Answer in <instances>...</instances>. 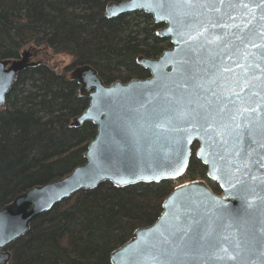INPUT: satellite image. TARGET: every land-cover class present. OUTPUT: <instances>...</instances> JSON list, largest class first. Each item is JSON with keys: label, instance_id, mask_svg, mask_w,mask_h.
<instances>
[{"label": "water", "instance_id": "water-1", "mask_svg": "<svg viewBox=\"0 0 264 264\" xmlns=\"http://www.w3.org/2000/svg\"><path fill=\"white\" fill-rule=\"evenodd\" d=\"M138 11L164 24L157 34L172 47L138 56L146 78L107 84L90 64L71 70L89 99L71 125L92 122L97 134L84 164L0 209V264H10V244L35 218L79 191L179 179L195 142L223 193L204 179L175 186L161 215L116 248L112 263L264 264V0L111 1L105 15ZM32 49L20 58L0 53V107L19 74L42 63Z\"/></svg>", "mask_w": 264, "mask_h": 264}, {"label": "trees", "instance_id": "trees-1", "mask_svg": "<svg viewBox=\"0 0 264 264\" xmlns=\"http://www.w3.org/2000/svg\"><path fill=\"white\" fill-rule=\"evenodd\" d=\"M111 1L123 0H0L2 58H20L28 47L72 57L63 72L45 61L21 72L0 107V209L86 162L98 129L92 122L71 125L89 105L69 76L73 68L90 64L107 84L146 78L149 71L137 57L156 58L172 46L157 34L164 24L151 14L106 17ZM187 176L207 180L216 191L195 155ZM174 185L164 180L118 188L106 181L79 191L35 218L10 244V264H113L111 253L156 221Z\"/></svg>", "mask_w": 264, "mask_h": 264}, {"label": "rangeland", "instance_id": "rangeland-1", "mask_svg": "<svg viewBox=\"0 0 264 264\" xmlns=\"http://www.w3.org/2000/svg\"><path fill=\"white\" fill-rule=\"evenodd\" d=\"M29 48V47H28ZM35 60L39 61H45L49 63L51 66L56 68L59 72H63L65 69V66L70 64L72 61V57L62 53V54H56L53 53L52 51H46L41 50ZM188 179L184 177L183 179H180L178 182H184L187 181Z\"/></svg>", "mask_w": 264, "mask_h": 264}, {"label": "flooded vegetation", "instance_id": "flooded-vegetation-1", "mask_svg": "<svg viewBox=\"0 0 264 264\" xmlns=\"http://www.w3.org/2000/svg\"><path fill=\"white\" fill-rule=\"evenodd\" d=\"M169 48H171V47H169ZM22 51H24V49L22 50ZM41 51V49H37V50H35V48H33L32 49V53H33V56H32V60H35V58L37 57V55H38V53ZM37 52V53H36ZM21 56V55H20ZM138 58V57H137ZM139 65V64H138ZM140 66V65H139ZM74 69V68H73ZM148 71V70H147ZM71 72V71H70ZM149 76H150V72H149ZM198 146H199V143L198 142H195L194 144H193V146H192V157L195 155L196 157H197V155H196V151H197V149H198ZM191 157V158H192ZM198 158V157H197ZM199 159V158H198ZM200 160V159H199ZM201 161V160H200ZM191 162V161H190ZM202 162V161H201ZM214 183H215V187H216V192L218 193V194H222L223 193V189H222V187H221V185H220V183L217 181H214Z\"/></svg>", "mask_w": 264, "mask_h": 264}, {"label": "snow or ice", "instance_id": "snow-or-ice-1", "mask_svg": "<svg viewBox=\"0 0 264 264\" xmlns=\"http://www.w3.org/2000/svg\"><path fill=\"white\" fill-rule=\"evenodd\" d=\"M245 7H247V5H245ZM206 30V29H205ZM198 35H203V31H200V32H198ZM189 40H191V39H195V37H193V36H191V35H189ZM215 39H219V37H214L213 38V40H209L208 42L209 43H212V42H214V40ZM230 69H225V71H229ZM235 95H239V93H234ZM182 115H184V116H188V115H190V113H184V114H182ZM193 119H195V117L193 116L192 117ZM233 119H235V117H233ZM222 251H225V252H227V249L225 248V249H222ZM229 258H231V257H229Z\"/></svg>", "mask_w": 264, "mask_h": 264}]
</instances>
